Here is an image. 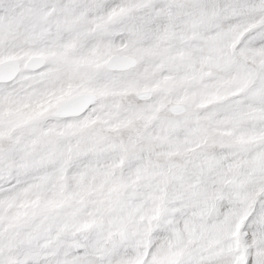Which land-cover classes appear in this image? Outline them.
<instances>
[{
    "label": "snow or ice",
    "instance_id": "obj_1",
    "mask_svg": "<svg viewBox=\"0 0 264 264\" xmlns=\"http://www.w3.org/2000/svg\"><path fill=\"white\" fill-rule=\"evenodd\" d=\"M0 264H264V0H0Z\"/></svg>",
    "mask_w": 264,
    "mask_h": 264
}]
</instances>
